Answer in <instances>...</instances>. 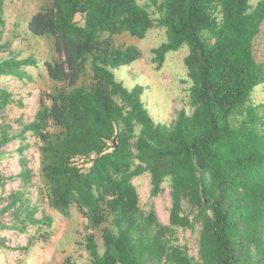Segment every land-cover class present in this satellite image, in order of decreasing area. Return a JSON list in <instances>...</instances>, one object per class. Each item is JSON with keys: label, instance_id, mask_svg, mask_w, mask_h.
Instances as JSON below:
<instances>
[{"label": "trees", "instance_id": "trees-1", "mask_svg": "<svg viewBox=\"0 0 264 264\" xmlns=\"http://www.w3.org/2000/svg\"><path fill=\"white\" fill-rule=\"evenodd\" d=\"M4 2L0 80L32 83L29 70L38 68L52 86L40 91L28 122L9 118L22 104L0 87V160L15 158L19 168L8 178L0 173V217L11 220H0V231L36 229L24 247H7L0 237L1 264L45 238L38 229L52 218H37L41 207L64 217L74 208L85 220L82 264H264V101L253 99L264 85V64L254 54L264 0H151L159 18L139 0H48L26 27L30 38L45 40L44 60L19 59L5 39ZM157 28L166 35L151 51L157 69L169 53L188 49L190 112L177 110L169 124L152 119L140 86L127 89L114 74L140 58L135 45L117 46L114 37L142 40ZM32 149L36 171L27 157ZM144 175L147 212L133 183ZM7 181L18 188L5 194ZM166 185L164 224L154 200ZM185 232L197 236L193 255L180 243Z\"/></svg>", "mask_w": 264, "mask_h": 264}, {"label": "rangeland", "instance_id": "rangeland-1", "mask_svg": "<svg viewBox=\"0 0 264 264\" xmlns=\"http://www.w3.org/2000/svg\"><path fill=\"white\" fill-rule=\"evenodd\" d=\"M157 6L163 0H156ZM258 0H251L254 5ZM48 0H5L4 15L6 26L4 29L5 39H12V46L18 52L19 59L33 55L36 59L44 60L48 56V48L44 39L30 38L26 34L27 23L32 15L37 12ZM140 4H147L149 11L153 13L154 18H159L160 14L157 8L151 3V0H139ZM21 25L15 27L14 23ZM26 25V26H25ZM16 35L18 38L13 39ZM166 41L164 29L151 30L144 39L138 40L129 37L127 34L114 37L117 46L126 47L135 45L140 58L129 66L119 68L115 71V78L121 82L127 89H133L140 86L143 89L142 102L149 115L156 123L169 124L177 110H186L188 107V88L186 69L183 64L184 57L188 54L186 46L177 52L169 53L162 66L157 69V64L153 62L154 55L152 49L157 48ZM254 54L260 64H264V24L261 32L254 42ZM33 75V82L24 84L17 79L4 77L0 80V87L6 88L12 92L15 99L20 100L22 107H13L9 112L10 119H19L28 122L33 118L37 108L38 96L42 89H50L52 84L47 82L43 70L30 68ZM255 102L264 101V85L258 87L254 93ZM12 121V120H11ZM30 167L37 170L38 162L35 156V149L28 152ZM19 172L15 158L9 160H0V173L3 177L15 175ZM134 185L139 196L140 208L147 212L150 204V182L149 176L144 175L134 180ZM18 188L17 181H7L5 184V194ZM32 201L36 203V193L32 191ZM171 205V194L168 185L165 186L163 195L154 200L155 212L159 220L167 224L169 207ZM3 203L0 202V210ZM43 206V205H41ZM40 206V207H41ZM36 217L41 218L49 215L52 218V224L49 228L42 225L38 231L45 234V238L35 240L32 246H29L26 255H21L18 251H13L6 256V261L15 264L16 259H22L25 264H62L66 258L68 263L82 264L86 259V253L79 242H82L85 234V220L75 211L70 210L68 217H64L57 212L49 211L46 207ZM42 212L44 214H42ZM5 224H10L9 213L0 217ZM35 227H28L27 233L19 231L3 230L0 231V237L4 238L7 247H24L30 236H35ZM99 242V233L94 231ZM180 243H186L190 247V254L196 253L197 236L189 232L180 234ZM6 250H2L5 253ZM1 264V262H0Z\"/></svg>", "mask_w": 264, "mask_h": 264}, {"label": "water", "instance_id": "water-1", "mask_svg": "<svg viewBox=\"0 0 264 264\" xmlns=\"http://www.w3.org/2000/svg\"><path fill=\"white\" fill-rule=\"evenodd\" d=\"M114 144H115V140H114Z\"/></svg>", "mask_w": 264, "mask_h": 264}]
</instances>
